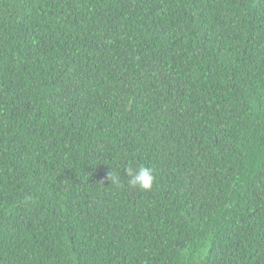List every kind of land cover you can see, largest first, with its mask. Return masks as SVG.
<instances>
[{
  "label": "trees",
  "instance_id": "trees-1",
  "mask_svg": "<svg viewBox=\"0 0 264 264\" xmlns=\"http://www.w3.org/2000/svg\"><path fill=\"white\" fill-rule=\"evenodd\" d=\"M0 264H264V0H0Z\"/></svg>",
  "mask_w": 264,
  "mask_h": 264
},
{
  "label": "clouds",
  "instance_id": "clouds-1",
  "mask_svg": "<svg viewBox=\"0 0 264 264\" xmlns=\"http://www.w3.org/2000/svg\"><path fill=\"white\" fill-rule=\"evenodd\" d=\"M125 175L128 178L127 183L130 187L140 191L152 190L155 180L153 168L144 164H137L135 167L129 164V166L125 169ZM110 177L113 184L119 183L116 172L110 173Z\"/></svg>",
  "mask_w": 264,
  "mask_h": 264
}]
</instances>
